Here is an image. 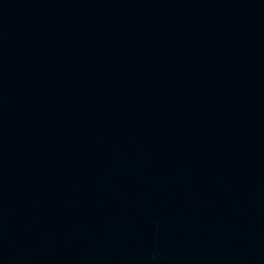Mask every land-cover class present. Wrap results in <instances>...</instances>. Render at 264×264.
<instances>
[{
	"label": "water",
	"instance_id": "water-1",
	"mask_svg": "<svg viewBox=\"0 0 264 264\" xmlns=\"http://www.w3.org/2000/svg\"><path fill=\"white\" fill-rule=\"evenodd\" d=\"M0 264H264V0H0Z\"/></svg>",
	"mask_w": 264,
	"mask_h": 264
}]
</instances>
